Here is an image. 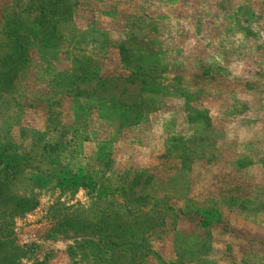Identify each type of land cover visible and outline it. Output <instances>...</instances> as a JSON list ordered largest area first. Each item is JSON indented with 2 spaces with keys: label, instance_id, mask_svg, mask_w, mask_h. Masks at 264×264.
Returning a JSON list of instances; mask_svg holds the SVG:
<instances>
[{
  "label": "rangeland",
  "instance_id": "obj_1",
  "mask_svg": "<svg viewBox=\"0 0 264 264\" xmlns=\"http://www.w3.org/2000/svg\"><path fill=\"white\" fill-rule=\"evenodd\" d=\"M0 264H264V0H0Z\"/></svg>",
  "mask_w": 264,
  "mask_h": 264
},
{
  "label": "trees",
  "instance_id": "obj_2",
  "mask_svg": "<svg viewBox=\"0 0 264 264\" xmlns=\"http://www.w3.org/2000/svg\"><path fill=\"white\" fill-rule=\"evenodd\" d=\"M99 191V190H98ZM100 192H103V190H101ZM122 212V211H121ZM121 212H117V213H113V218L110 217L111 214L107 213L106 217H102L104 215V213H101V217L104 219L105 218V222L101 221L100 223L97 222V224L93 227L96 232H102V230L104 229V231H110L112 233H117V234H121V236H117L115 238H125L126 237V232H127V226L124 225L125 222L123 220V213ZM121 213V214H120ZM12 219L13 215H9ZM111 218V219H110ZM116 220V221H115ZM110 236V235H108ZM107 236V237H108ZM114 237V236H113ZM109 240L111 239V241H108L109 243V250L108 251H121V253H137V251H144V249H142V247H140L138 244H136L135 242H127V240L124 241H118L114 242L112 241L114 238L108 237ZM142 249V250H141ZM99 251V250H98ZM102 251V250H100ZM141 253V252H140Z\"/></svg>",
  "mask_w": 264,
  "mask_h": 264
}]
</instances>
